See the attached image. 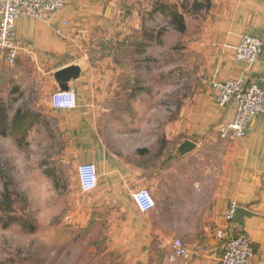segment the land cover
<instances>
[{
  "label": "crops",
  "instance_id": "0c3cea01",
  "mask_svg": "<svg viewBox=\"0 0 264 264\" xmlns=\"http://www.w3.org/2000/svg\"><path fill=\"white\" fill-rule=\"evenodd\" d=\"M153 3L66 0L48 22L21 15L16 64H6L0 54V87L12 97L20 85H28L36 118L59 128L60 157L74 173L81 163L96 165L97 185L88 193L80 188L78 210L87 216L83 220H104L108 245L131 249L133 263L150 262L156 254L165 264H219L222 241L216 233L228 228L224 215L236 201L243 214L232 227L251 239V264H264V112L240 139H222L219 127L235 120L238 102L220 105L212 86L215 80L247 77L264 88V47L250 65L236 56L244 34L264 40V0H210L204 17L183 31L189 93L174 96L171 110L146 114L135 105L143 100L142 76L135 74L133 62L117 60L121 40L126 48L135 46L133 54L144 51L143 37L154 38L147 32L139 36L150 19H157L150 13ZM66 67L75 69L70 88L79 97V106L70 110L54 105L57 74ZM123 102V112H113L110 104ZM143 187L155 200L146 213L133 198ZM176 238L192 250L190 259L169 261Z\"/></svg>",
  "mask_w": 264,
  "mask_h": 264
},
{
  "label": "rangeland",
  "instance_id": "374dc122",
  "mask_svg": "<svg viewBox=\"0 0 264 264\" xmlns=\"http://www.w3.org/2000/svg\"><path fill=\"white\" fill-rule=\"evenodd\" d=\"M153 1L150 13L154 12L152 18L157 19H150L139 36L147 32L154 38L143 37L140 44L146 42L144 51L135 50L133 54L130 53L135 46L126 48L125 40H121L117 60L120 65L133 62L135 74L142 76L138 80L144 81L140 86L143 97L139 96L143 102L135 105L145 109L146 114L161 112L163 108L171 110L173 97L184 98L190 91V56L183 51L184 30L171 26L172 14L182 13L189 28L204 17L210 2ZM142 64L145 72H140ZM5 88L0 87V112L6 113L5 119L0 118V264H136L129 260L131 249L108 245L109 227L104 220H83L87 216L79 212L76 204L79 179L60 157L63 143L59 128L49 120L36 118L38 111L30 100L28 85H20L13 98L7 96ZM125 106V102L110 104L115 113L123 112ZM9 205L11 213L27 226L22 221L6 223L10 217L4 209ZM154 251L166 252L163 248ZM157 256L152 264H165Z\"/></svg>",
  "mask_w": 264,
  "mask_h": 264
},
{
  "label": "built area",
  "instance_id": "2783aa9c",
  "mask_svg": "<svg viewBox=\"0 0 264 264\" xmlns=\"http://www.w3.org/2000/svg\"><path fill=\"white\" fill-rule=\"evenodd\" d=\"M66 0H0V54L6 64L14 66L18 58V45L15 40L17 20L21 15L33 16L43 22L63 10ZM264 47V40L244 34L237 47L236 56L246 64H253L259 59ZM213 88L217 90V101L227 106L233 101L238 102L236 118L229 123L221 124L219 136L225 140H238L251 128L254 118L264 112V88L251 82L247 77L230 79L225 82L213 81ZM54 105L57 109H73L79 106L78 95L75 90H57L54 94ZM77 176L83 192H91L97 185L98 172L94 163H81L77 167ZM134 201L143 213L155 207L154 197L148 187L134 192ZM239 208L236 201H232L226 210L224 220L228 224L226 230H218L216 236L222 241L223 252L219 264H251L253 249L251 239L246 233L232 227L235 214ZM192 250L179 238L171 245L169 261L176 258L190 259Z\"/></svg>",
  "mask_w": 264,
  "mask_h": 264
},
{
  "label": "trees",
  "instance_id": "16d2710c",
  "mask_svg": "<svg viewBox=\"0 0 264 264\" xmlns=\"http://www.w3.org/2000/svg\"><path fill=\"white\" fill-rule=\"evenodd\" d=\"M195 4L197 5V2H195ZM163 10H165L164 7H163ZM172 15L174 16V21H172L171 23L174 26L178 27L179 29L184 30L185 29V24H184V16H183V14L180 13L179 11H175ZM0 118L1 119H5L6 118V113L4 111L0 112ZM7 198H9V197H7ZM4 210L7 213L9 212L10 221L6 222L7 224H10V223H13V222H17V221H22L23 224L27 226V224L23 220L19 219L17 215H15L14 213H11L12 212V207H10V205L8 206L7 209H4ZM222 252H223V248H222ZM222 252H221V255H222ZM154 261L155 260L153 259V260H151L150 262H147V263L138 262L136 264H152V263H154Z\"/></svg>",
  "mask_w": 264,
  "mask_h": 264
},
{
  "label": "water",
  "instance_id": "95a60500",
  "mask_svg": "<svg viewBox=\"0 0 264 264\" xmlns=\"http://www.w3.org/2000/svg\"><path fill=\"white\" fill-rule=\"evenodd\" d=\"M75 69L73 67H66L60 70L57 74V78L60 84V90H68L70 89V81L74 77ZM189 143V142H188ZM243 214V210L239 207L234 219L238 216L240 217ZM245 232V231H243Z\"/></svg>",
  "mask_w": 264,
  "mask_h": 264
}]
</instances>
